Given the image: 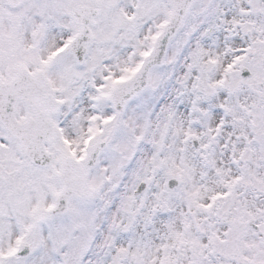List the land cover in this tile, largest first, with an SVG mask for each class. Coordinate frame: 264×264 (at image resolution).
Returning a JSON list of instances; mask_svg holds the SVG:
<instances>
[{
	"label": "snow or ice",
	"instance_id": "1",
	"mask_svg": "<svg viewBox=\"0 0 264 264\" xmlns=\"http://www.w3.org/2000/svg\"><path fill=\"white\" fill-rule=\"evenodd\" d=\"M0 264H264V0H0Z\"/></svg>",
	"mask_w": 264,
	"mask_h": 264
}]
</instances>
